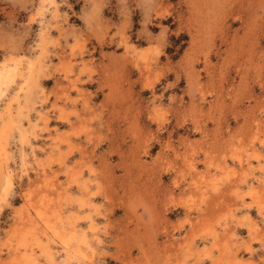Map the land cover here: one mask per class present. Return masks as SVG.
<instances>
[{
	"label": "clouds",
	"instance_id": "9594fccd",
	"mask_svg": "<svg viewBox=\"0 0 264 264\" xmlns=\"http://www.w3.org/2000/svg\"><path fill=\"white\" fill-rule=\"evenodd\" d=\"M0 264H264V0H0Z\"/></svg>",
	"mask_w": 264,
	"mask_h": 264
}]
</instances>
